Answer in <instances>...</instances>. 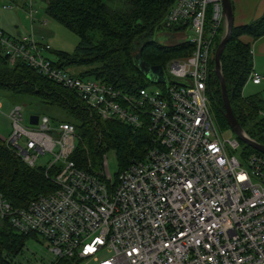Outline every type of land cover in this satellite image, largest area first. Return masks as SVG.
<instances>
[{"label": "built area", "instance_id": "built-area-1", "mask_svg": "<svg viewBox=\"0 0 264 264\" xmlns=\"http://www.w3.org/2000/svg\"><path fill=\"white\" fill-rule=\"evenodd\" d=\"M29 8L31 18V0ZM162 24L182 25L168 31L172 42L187 40L193 49L165 62L162 83L133 93L57 67L46 55L49 44L35 40L32 30L11 37L0 29L10 64L25 61L73 91L102 120L135 130L143 126L149 137L142 157L112 176L105 153L96 167L91 161L79 167L71 158L78 140L73 124L37 114L36 124L24 125L23 106L14 104L4 141L29 167L50 156L40 167L54 188L23 207L0 192V219L45 241L52 255L48 264L62 258L93 264H264V156H240L238 140L216 125L207 95L213 40L224 28L221 0H174ZM263 78L251 61L245 82Z\"/></svg>", "mask_w": 264, "mask_h": 264}, {"label": "trees", "instance_id": "trees-1", "mask_svg": "<svg viewBox=\"0 0 264 264\" xmlns=\"http://www.w3.org/2000/svg\"><path fill=\"white\" fill-rule=\"evenodd\" d=\"M46 13L72 31L78 38L71 52L49 50L54 64L65 71L81 67L72 75L95 79L113 85L127 93L145 87L144 76L137 67L135 56L141 52L142 61L159 65L174 57L191 53L192 43L187 40L169 42L173 30L182 25L163 26V17L174 0H43ZM231 5V3H230ZM160 30L170 31L169 39L155 38ZM4 32V31H3ZM221 27L213 40V50L220 40ZM264 35V10L252 21L231 26L230 35L219 58L220 72L233 116L244 133L264 146V120L259 116L261 99L258 95L242 96L241 89L251 67L249 45L240 40H252ZM208 101L210 112L218 128L228 129L222 116L219 82L209 59ZM14 95L32 96L41 105L63 112L64 117L48 115L53 121L73 124L78 140L72 159L79 167L91 161L96 167L99 158L108 149H114L119 168L132 159L141 158L148 144V134L142 126L133 129L117 120H102L94 110L81 102L76 94L38 73L25 61L13 64L0 46V91ZM47 115V114H46ZM241 157L258 153L238 141ZM54 185L44 174V168L29 167L0 137V192L15 206H26L39 194L53 190ZM28 234L17 232L8 221L0 219V264H11V257L22 249ZM34 237V236H33ZM35 238V237H34ZM56 264H79L76 258H62Z\"/></svg>", "mask_w": 264, "mask_h": 264}, {"label": "rangeland", "instance_id": "rangeland-1", "mask_svg": "<svg viewBox=\"0 0 264 264\" xmlns=\"http://www.w3.org/2000/svg\"><path fill=\"white\" fill-rule=\"evenodd\" d=\"M31 4L34 12L30 18L29 0H0V29H2L6 35L11 37H17L18 35L25 36L32 30L35 40L49 44L51 50L71 52L77 43V36L46 13V3L43 0H31ZM3 6L10 7L4 8ZM165 33L169 32L160 30L159 32H155L154 36L158 39L159 37H163ZM175 35L178 36V34ZM191 35L192 32L188 31L186 39H188ZM169 42L172 43V40H169ZM46 55L49 58L54 59V55L51 52H46ZM79 69L82 68L69 67L67 70L70 72H76ZM144 81H146L145 87L147 89H153L156 87V84L149 82L145 77ZM254 93H258L262 97L264 104V81L260 84L253 85L249 80H247L243 84L241 90L242 96H249ZM0 104V137L1 139L3 138V140L4 138H7L11 132V124L7 114L12 109L14 104H21L23 106L22 124L24 125L29 123L28 118L31 114L53 115L56 116L57 119H62L64 117L62 111L54 108H47L37 102V100L32 96L14 95L4 90L0 91ZM247 127L248 125L246 124L242 127V129L245 130ZM223 133L225 137H235L238 141H240L233 135L229 128L223 130ZM8 147L16 153L13 147L10 145H8ZM105 156L109 172L112 176H114V174L119 170L115 150H106ZM49 159L50 156L48 155L40 156L37 163L39 166H43L47 164L46 162ZM51 259L52 255L48 251L45 241H43L40 237L34 238L33 236H29L20 252L11 257V264H48ZM79 264L93 263L92 261L87 260L82 261Z\"/></svg>", "mask_w": 264, "mask_h": 264}, {"label": "water", "instance_id": "water-1", "mask_svg": "<svg viewBox=\"0 0 264 264\" xmlns=\"http://www.w3.org/2000/svg\"><path fill=\"white\" fill-rule=\"evenodd\" d=\"M222 12H223V20H224V32L218 41L216 47L213 51V66L212 71L214 75L217 77L219 82V89H220V96L222 101V116L225 119L228 128L236 136L241 142L246 145H249L257 152L264 156V146L255 142L254 140L250 139L244 131L241 129L240 125L238 124L237 120L232 114L229 98L225 90L223 78L220 72V64L219 58L221 52L224 48V45L230 35V30L232 26V15H231V5L230 0H221ZM172 35H164L163 37H159L161 39H169ZM136 64L142 75L151 83H162L164 81L163 74L161 71V67L159 65H149L142 61L141 52H139L135 56ZM37 114H32L29 116V123L36 124L37 123Z\"/></svg>", "mask_w": 264, "mask_h": 264}, {"label": "crops", "instance_id": "crops-1", "mask_svg": "<svg viewBox=\"0 0 264 264\" xmlns=\"http://www.w3.org/2000/svg\"><path fill=\"white\" fill-rule=\"evenodd\" d=\"M230 3H231V15H232L233 25H241L249 21H252L254 19H257L264 10V0H230ZM240 40L248 44L249 49H251L250 55H251L253 69L258 72H263L264 71V35L254 40H252L248 36H241ZM263 81L264 78L258 84H260ZM253 85H257V84H253ZM254 94L258 95V97L261 99L260 113L264 114L263 99L258 93H254Z\"/></svg>", "mask_w": 264, "mask_h": 264}]
</instances>
